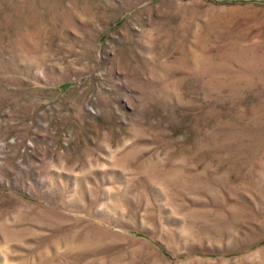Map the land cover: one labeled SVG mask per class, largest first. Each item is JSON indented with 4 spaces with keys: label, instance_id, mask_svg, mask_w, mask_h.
<instances>
[{
    "label": "rangeland",
    "instance_id": "obj_1",
    "mask_svg": "<svg viewBox=\"0 0 264 264\" xmlns=\"http://www.w3.org/2000/svg\"><path fill=\"white\" fill-rule=\"evenodd\" d=\"M0 264H264V0H0Z\"/></svg>",
    "mask_w": 264,
    "mask_h": 264
}]
</instances>
